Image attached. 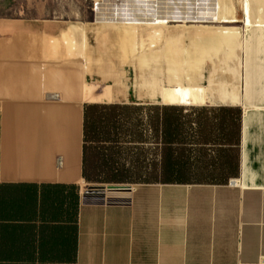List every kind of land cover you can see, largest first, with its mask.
<instances>
[{"label": "crops", "instance_id": "0c3cea01", "mask_svg": "<svg viewBox=\"0 0 264 264\" xmlns=\"http://www.w3.org/2000/svg\"><path fill=\"white\" fill-rule=\"evenodd\" d=\"M72 26L0 17V264H264V26L182 104L58 67Z\"/></svg>", "mask_w": 264, "mask_h": 264}, {"label": "rangeland", "instance_id": "374dc122", "mask_svg": "<svg viewBox=\"0 0 264 264\" xmlns=\"http://www.w3.org/2000/svg\"><path fill=\"white\" fill-rule=\"evenodd\" d=\"M225 2L224 0H137L129 3L127 0L121 5L117 0H106L103 5L96 6L93 1L87 2V0H0V17L22 20L37 26L51 20L64 27L73 25L69 33L73 30L77 31L76 36L67 37L69 34L65 32L64 38L55 41L58 67L61 64L67 66L70 61L81 64L88 73L89 84L95 85L99 81L98 91L94 89L97 92L111 89L120 90L127 95L129 87L133 86L132 91L135 95H144L147 92L156 96L152 99H157L161 88L169 85L167 74L160 71L165 60L158 57L151 60L148 66L138 64L141 56L164 50L166 39H177L178 45L174 46L181 48V43L183 46L189 44L190 36L200 33L208 38L220 37L224 30H231L233 35L230 36H234L233 39L239 48L242 46V35L244 41L250 40L257 28H248V16L245 11L247 0H228L233 9L232 18L215 19L218 9L220 12L224 9ZM98 13L99 17H97ZM149 14L154 15L153 19H163L167 23L150 24L151 21H148L152 18L148 17ZM71 15L72 18L82 17L83 21L57 22L60 19L70 18ZM175 16L178 19H175ZM100 17L104 20L99 21ZM252 23L261 25L256 21ZM257 30L264 32V29ZM132 32L136 33L137 45L134 48L127 41L128 34ZM160 36L163 39L155 47L149 48L151 40L153 38L158 40ZM235 54L232 53L234 57ZM215 61L222 65L223 54H219ZM89 90L93 91L92 88Z\"/></svg>", "mask_w": 264, "mask_h": 264}, {"label": "bare ground", "instance_id": "6f19581e", "mask_svg": "<svg viewBox=\"0 0 264 264\" xmlns=\"http://www.w3.org/2000/svg\"><path fill=\"white\" fill-rule=\"evenodd\" d=\"M224 1H226L224 5V9L221 12L218 9L217 17H215V19L217 20H225V19L228 20L231 19L233 16L232 5L228 2V0H224ZM245 11H246V15L248 16L249 25L252 24L253 19H258V21L256 22L260 24H264V0H247V2L245 3ZM174 18L178 19L176 16ZM98 20L101 21L104 20V18L100 17L98 18ZM150 21H151L150 24H155V25L158 24L163 25L167 23L165 20L159 18H154L152 20H149L148 22ZM230 33H231L230 30H224L222 36L220 37L214 36L209 38L199 33L190 36L189 44L186 43V45L183 46L181 43L180 44L181 48L174 46V45H178L177 39L176 40L166 39L165 40L166 45L164 47V50L158 51L156 53H152L151 55H149L148 53V55H143L141 56V58L138 57L139 58L138 65L148 66L151 60L157 59L158 57H162L165 60V64L164 66L162 65V67H160V71L167 73V76L169 78V83L171 85V89L166 90L163 93L164 102L169 104H182L184 102L192 101L195 96H198L199 94H205V90H203V88H199V87L196 88L193 84L203 78L205 72L204 67L206 65L207 60L214 59L215 57H218L219 54H223L226 59L229 60L233 59V57H231L230 55L231 52L230 43L235 41L233 39L234 36H230L233 34ZM135 34L132 32L129 33L127 36L128 37L127 41L131 44L132 48L136 47L137 45ZM183 36L185 37V35H182V37ZM157 37H159V35H157ZM160 37L161 38H158V40L151 38L152 40L150 42V45H148V47L149 46H150L149 48L155 47V45L163 39L162 36ZM145 46L146 45H144V47ZM162 61L163 60H161V63ZM155 69L157 70L158 68ZM155 79H157L156 76ZM185 82L188 83V86L184 84ZM210 85L212 89L216 87L215 79L213 78L211 79ZM144 89L145 87L143 88V91ZM218 90L220 94H223L224 85L221 86ZM150 95L151 94H149V96ZM142 98L144 97L142 96Z\"/></svg>", "mask_w": 264, "mask_h": 264}, {"label": "trees", "instance_id": "16d2710c", "mask_svg": "<svg viewBox=\"0 0 264 264\" xmlns=\"http://www.w3.org/2000/svg\"><path fill=\"white\" fill-rule=\"evenodd\" d=\"M88 120H89V125H91L93 121L91 120V118ZM86 129H87V121H86Z\"/></svg>", "mask_w": 264, "mask_h": 264}]
</instances>
